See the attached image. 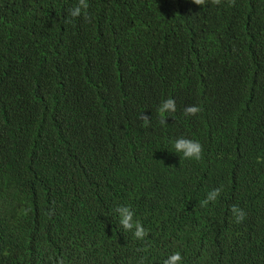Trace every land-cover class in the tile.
Listing matches in <instances>:
<instances>
[{
    "label": "trees",
    "instance_id": "1",
    "mask_svg": "<svg viewBox=\"0 0 264 264\" xmlns=\"http://www.w3.org/2000/svg\"><path fill=\"white\" fill-rule=\"evenodd\" d=\"M76 3L0 0V264H264V0Z\"/></svg>",
    "mask_w": 264,
    "mask_h": 264
},
{
    "label": "clouds",
    "instance_id": "2",
    "mask_svg": "<svg viewBox=\"0 0 264 264\" xmlns=\"http://www.w3.org/2000/svg\"><path fill=\"white\" fill-rule=\"evenodd\" d=\"M192 2L196 5L203 6L206 0H192ZM211 2L214 5H218L221 3V0H211ZM229 3L234 6L235 0H229ZM68 16L73 19L83 17L85 21L91 22L88 0H77V3L68 9ZM175 111L176 102L173 98L169 97L168 99L162 101L158 108V113L160 116L159 123L161 125L167 124L165 114L174 113ZM200 111L201 109L198 106L191 105L184 109V114L186 116H194ZM140 119L144 122V127H148L150 125V117L148 115L142 114L140 116ZM173 147L175 153L182 154L180 155L181 159L200 161L203 158L204 148L199 141L180 137L175 140ZM221 191L222 188H216L210 191L206 199L201 201V207H206L210 202H215L216 199L220 196ZM115 212L119 216V224L125 231L133 232V235L137 240H145L148 232L138 220H133L135 214L130 207L120 205L115 208ZM231 212L235 217V222L237 224L243 222L246 217V213L235 205L232 206ZM181 261V253L175 252L164 260V264H181Z\"/></svg>",
    "mask_w": 264,
    "mask_h": 264
}]
</instances>
